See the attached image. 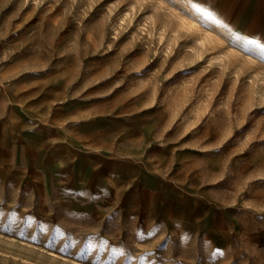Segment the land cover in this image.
I'll use <instances>...</instances> for the list:
<instances>
[{"label":"rangeland","instance_id":"1","mask_svg":"<svg viewBox=\"0 0 264 264\" xmlns=\"http://www.w3.org/2000/svg\"><path fill=\"white\" fill-rule=\"evenodd\" d=\"M0 144V264H264V39L196 0H0Z\"/></svg>","mask_w":264,"mask_h":264},{"label":"crops","instance_id":"2","mask_svg":"<svg viewBox=\"0 0 264 264\" xmlns=\"http://www.w3.org/2000/svg\"><path fill=\"white\" fill-rule=\"evenodd\" d=\"M220 15L222 22L244 37L264 39V0H196ZM11 147L0 144V154L12 155Z\"/></svg>","mask_w":264,"mask_h":264},{"label":"snow or ice","instance_id":"3","mask_svg":"<svg viewBox=\"0 0 264 264\" xmlns=\"http://www.w3.org/2000/svg\"><path fill=\"white\" fill-rule=\"evenodd\" d=\"M249 43H255V41L254 40H250Z\"/></svg>","mask_w":264,"mask_h":264}]
</instances>
